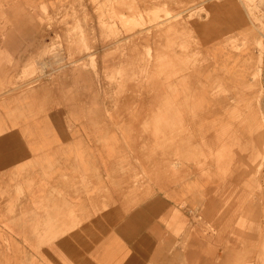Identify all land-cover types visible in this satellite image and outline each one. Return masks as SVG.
<instances>
[{"label": "crops", "instance_id": "0c3cea01", "mask_svg": "<svg viewBox=\"0 0 264 264\" xmlns=\"http://www.w3.org/2000/svg\"><path fill=\"white\" fill-rule=\"evenodd\" d=\"M77 1L0 0V264H264V159L241 194L233 193L238 172L232 176L230 201L202 197L198 180L200 196L192 199L189 183L181 187V170L166 183L167 196L152 182L150 197L133 203L126 197L127 166L117 159L135 136L127 127L142 124L151 110L166 125L187 117L176 112L190 108L185 91L176 93L174 80H164L173 71L148 69L149 86L140 80L141 50L107 57L113 46L104 45L95 69V55H87L86 68L56 69L50 77L45 67L50 78L36 82L53 58L41 52L62 29L47 15L72 12ZM84 1L92 14L93 5ZM132 1L142 9L144 0ZM236 62L226 70L243 86L244 62L239 55ZM32 63L39 72L23 78ZM105 77L136 81L119 91ZM35 204L50 208L38 213ZM78 206L82 212L68 210ZM118 206L126 209L124 217ZM35 221L55 226L38 224L34 234Z\"/></svg>", "mask_w": 264, "mask_h": 264}, {"label": "rangeland", "instance_id": "374dc122", "mask_svg": "<svg viewBox=\"0 0 264 264\" xmlns=\"http://www.w3.org/2000/svg\"><path fill=\"white\" fill-rule=\"evenodd\" d=\"M89 2L92 14L87 13L86 2L78 0L72 12L66 9L54 17L47 15L48 23L62 29L53 31L41 52L53 58L40 70L37 83L50 78L56 69L61 73L86 68L83 59L87 55H95L90 62L95 69L97 53H102L98 47L111 45L104 51L107 57L124 59L127 52L142 51L144 76L140 80L149 86L148 69L155 74L173 71L174 76L164 80H174V91L181 88L190 102L188 110L176 111L187 115L178 125L162 124L154 115L156 110H151V117L142 124L127 127L135 136L126 142V156L117 162L127 166L122 185L129 201L150 197L152 182H158L159 191L167 196L166 183L176 180L179 170L181 187L189 183L192 199L200 196L196 180L202 181V197L228 201L233 193H242L244 182L252 185L264 159V0H144L142 9L132 0H125L124 5L115 0ZM238 55L244 62L243 86L226 70L235 67ZM45 67L50 77L42 72ZM38 70L32 63L23 78ZM103 81L123 91L136 79L105 77ZM237 172L240 184L232 193L230 180ZM61 180H67L66 175ZM251 185L252 198L256 190ZM31 208L45 213L50 207L35 204ZM71 209L82 212L81 206ZM191 213L198 209L192 207ZM34 223V234L39 232L38 224L55 226Z\"/></svg>", "mask_w": 264, "mask_h": 264}, {"label": "snow or ice", "instance_id": "6c2138e0", "mask_svg": "<svg viewBox=\"0 0 264 264\" xmlns=\"http://www.w3.org/2000/svg\"><path fill=\"white\" fill-rule=\"evenodd\" d=\"M117 211H119L121 217H124L126 209H121L119 206L117 207Z\"/></svg>", "mask_w": 264, "mask_h": 264}, {"label": "bare ground", "instance_id": "6f19581e", "mask_svg": "<svg viewBox=\"0 0 264 264\" xmlns=\"http://www.w3.org/2000/svg\"><path fill=\"white\" fill-rule=\"evenodd\" d=\"M166 104V103H165ZM253 194V193H252ZM254 196V195H253ZM253 198V197H252Z\"/></svg>", "mask_w": 264, "mask_h": 264}]
</instances>
